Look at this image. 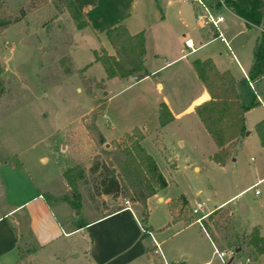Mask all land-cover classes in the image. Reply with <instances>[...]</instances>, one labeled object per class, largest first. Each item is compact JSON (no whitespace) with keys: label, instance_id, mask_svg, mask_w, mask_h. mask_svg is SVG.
<instances>
[{"label":"rangeland","instance_id":"374dc122","mask_svg":"<svg viewBox=\"0 0 264 264\" xmlns=\"http://www.w3.org/2000/svg\"><path fill=\"white\" fill-rule=\"evenodd\" d=\"M2 1L12 12L24 7L25 14L0 32V78L4 85L0 96V145L9 152L20 151L21 157L28 156L38 167L44 166L49 171L57 166L62 171L76 166L66 172L67 186L58 191L56 199L70 201V218L82 223L113 208L107 202L109 196L92 192L94 175L89 168L95 158L104 157L100 149L124 132L140 128L144 134L142 146L154 158L166 180L162 195L171 198L184 195L188 200L177 212L179 221L170 222L167 203L149 199V214L144 225L147 224L161 242L165 259L174 256L180 264H202L205 260H209V264H222L205 235L206 227L203 230L194 222L191 207L203 202L204 211H208L214 203H221L253 183L257 176L264 175V145L260 144L254 129V124L264 118V106L255 94L259 93L264 101V77L255 85L257 91L247 78L260 30L254 25L247 27L230 8L221 7L218 11L224 16V22L220 29L244 72L219 40L188 56L190 60L210 48L220 52L225 66L235 77L241 102H258L245 112L246 131L233 155L224 164H218L211 158L216 146L194 112L183 114L163 127L159 124L157 106L163 96L178 93L177 104L184 105L199 93L197 85L186 89L179 86L183 80L187 81V72L181 70L185 60L159 69L152 80L149 75L139 81L133 76L106 79L102 66L95 61L97 40L85 27L78 28L66 11L58 12L50 0L29 8L28 0ZM142 3L140 0L139 5ZM154 5L156 12L161 14L158 5ZM166 14L169 15L168 10ZM149 20H152L151 14ZM167 21L177 30L181 27L174 19L170 21V15ZM190 21L195 33L212 35L211 27H197L193 15ZM151 63L154 67L162 65L158 58ZM176 73L182 75L183 80L176 79ZM156 82H160L161 87L157 88ZM85 122L98 126L106 138L103 145L95 143L86 131ZM80 171L82 179L77 175ZM71 180L75 184H71ZM59 181L54 180L53 187L59 185ZM53 189L49 191L54 192ZM256 189L258 194L254 193ZM51 202L56 209V203ZM229 202L211 220L207 215L204 221H222L230 211L233 222L240 229L248 232L252 225H258L264 234V180L235 195ZM123 203L132 205L125 203L123 197H117L112 205ZM243 249L238 256L242 263L264 264V254L258 261L250 262L244 244ZM186 253L188 258L183 259L181 254ZM20 264L29 263L21 260Z\"/></svg>","mask_w":264,"mask_h":264},{"label":"crops","instance_id":"0c3cea01","mask_svg":"<svg viewBox=\"0 0 264 264\" xmlns=\"http://www.w3.org/2000/svg\"><path fill=\"white\" fill-rule=\"evenodd\" d=\"M139 1L97 0L93 7L85 11L87 26L84 29L88 30L92 37L97 40L95 49L103 47L108 53H113V49H110L112 47L105 35L108 28L122 23L132 34L143 31L146 48L145 68L149 73L148 78L151 80L156 77L159 69L168 64L185 60L181 70L187 72V81L183 80L184 77L178 73H176V79L183 80L179 84L183 89L189 88L191 85H197L199 93L184 105L177 104L178 100L175 98L179 94L175 92L163 96L162 100L168 106L174 119L183 114H191L194 112L193 107L196 104L209 98L204 85L192 67L191 60L194 58H210L218 70H229L231 73L232 71L225 66L226 61L220 56V52L217 53L211 48L205 49L202 55L200 54V56L193 57L190 60H188V56L209 46L215 40H219L226 49L228 47L226 43L215 37L213 28H211L212 35L195 33L192 30L190 25L191 15H193L198 28L206 27L198 25L196 21V16L201 12V8L193 0H184L185 3L180 0H159L157 3L152 0H143L142 5H139ZM154 4L158 5L161 14L156 12L157 7ZM167 10L169 11L170 21L174 19L176 24L180 23L181 27L178 30L176 26L174 27L167 21L169 19V15L166 14ZM149 14H151V21L149 20ZM158 22L161 23L154 25ZM186 40H190L192 43L193 51L187 49ZM227 41L229 43L228 39ZM230 49L228 48L229 54L232 55L233 61L243 73L238 58L233 54L231 47ZM156 58L161 60L162 65L151 66V62ZM252 60L253 57L248 69ZM115 78L117 77L106 79L113 80ZM132 78L135 81L141 79L136 76ZM260 81L256 83L249 81V83L251 87L255 88V85L257 86ZM156 87H161V83L156 82ZM255 94L258 102L261 103L258 99L260 97L259 93L255 92ZM142 139L140 141L141 145ZM43 161L44 159H41V162ZM53 170L49 171L44 166L38 167L28 156L21 157L20 151L9 152L6 147L0 145V264H17L21 260H26L29 264H164L165 257L160 247L161 242L155 238L147 224L146 226L142 225L139 216L128 204L105 216L101 215L111 209L82 223L73 221L70 218V201L65 198L61 201L56 199L58 191L65 190L67 186L64 171L59 166ZM56 179L60 180L59 185L53 187L52 184ZM263 180L264 175L257 176L253 183L221 203H214L215 206L205 212L211 213L218 208L226 207L235 195L253 185L256 187ZM51 187L54 188V192L49 191ZM162 192L163 190L157 192L148 200L155 198L166 202L170 222H176L172 220L169 211V203L172 198L169 196L164 197ZM51 200L56 203V209ZM107 202L111 206L115 203L110 198ZM230 214L233 213L230 212ZM252 226L258 227V225ZM259 232L261 233L260 229ZM150 233L159 243L160 251H156ZM205 235L209 238L207 234ZM209 240L215 253V244L210 238ZM243 251L242 247L239 251H235L233 255L228 256L226 264H244L241 258L238 257ZM246 251L248 254L247 259L250 262L260 259V255L250 254L247 248ZM181 257L187 259L188 254H181ZM168 260L177 262L174 256L168 258ZM220 262L224 264L221 260ZM202 264H209V260L203 261Z\"/></svg>","mask_w":264,"mask_h":264},{"label":"trees","instance_id":"16d2710c","mask_svg":"<svg viewBox=\"0 0 264 264\" xmlns=\"http://www.w3.org/2000/svg\"><path fill=\"white\" fill-rule=\"evenodd\" d=\"M47 0H28V8L44 4ZM58 12L66 11L78 28L87 26L85 11L93 7L97 0H50ZM227 6L244 20L247 26L261 24L264 12V0H225ZM25 14L24 7L17 11H9L0 0V32L18 22ZM105 35L113 49L108 53L103 47L94 51L95 61L98 62L106 78H126L136 76L142 78L148 75L145 68V36L143 31L130 33L122 23L116 24L105 31ZM197 77L204 85L209 98L193 107L194 113L210 135L216 146L212 159L218 164H224L233 155L236 144L246 131L245 112L254 104V100L242 103L235 87V78L229 70L220 71L210 58L191 60ZM88 67L85 66L84 69ZM1 74V70H0ZM264 76V33L257 37L253 48V60L248 69L247 77L256 83ZM4 85L0 78V96ZM174 119L166 103L158 104V120L161 127ZM85 127L95 143L103 145L105 138L95 123H86ZM260 144L264 145V118L254 125ZM144 134L140 128H133L124 132L120 138L109 143L108 148L100 149L102 157L95 158L89 168L94 175L92 192L96 195H107L114 200L123 197L128 201L143 221L148 216L147 200L166 186V180L157 166L154 158L141 145ZM101 158V159H99ZM74 167L64 171L70 172ZM82 179V172H78ZM75 184V181H69ZM102 204V202H101ZM187 204L184 195L170 200L169 211L173 221L180 219L178 210ZM113 208L101 216L125 206L112 205ZM136 209V210H135ZM224 208H218L208 214L210 220ZM233 214L228 211L223 220L217 219L211 223L204 221V227L209 238L218 249L233 248L239 251L243 244L250 254H264V235L257 226L244 231L233 222ZM19 261L17 264H20Z\"/></svg>","mask_w":264,"mask_h":264},{"label":"built area","instance_id":"2783aa9c","mask_svg":"<svg viewBox=\"0 0 264 264\" xmlns=\"http://www.w3.org/2000/svg\"><path fill=\"white\" fill-rule=\"evenodd\" d=\"M185 1H188V0H185ZM193 1L201 8V12L196 16V21L198 25L209 26L213 28V30L215 31V37L219 38L221 41L226 43L229 50H231L224 33L220 29V25L224 22V16L218 11L219 8L221 7L229 8L227 6L226 1L225 0H210L209 2H206L205 0H193ZM254 26L258 28L261 33H264V24H256ZM185 45L188 48H190V51L194 50V47L192 43L190 42V40H186ZM258 99L264 105V101L260 97H258ZM257 193H259V191L256 189L255 194ZM191 213L195 215L194 222L198 223L200 227L203 230H205L203 221L205 220L206 216L209 213L204 211V203L196 202L191 207ZM151 237H152L154 245L156 246V251H160L159 243L154 239L152 234H151ZM215 253L220 258V260L224 264H226L227 257L232 255L234 253V250L233 249H218L215 247ZM164 264H178V263L173 260H168L164 258Z\"/></svg>","mask_w":264,"mask_h":264},{"label":"water","instance_id":"95a60500","mask_svg":"<svg viewBox=\"0 0 264 264\" xmlns=\"http://www.w3.org/2000/svg\"><path fill=\"white\" fill-rule=\"evenodd\" d=\"M109 144L108 143H105V147H107Z\"/></svg>","mask_w":264,"mask_h":264}]
</instances>
